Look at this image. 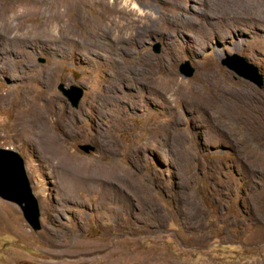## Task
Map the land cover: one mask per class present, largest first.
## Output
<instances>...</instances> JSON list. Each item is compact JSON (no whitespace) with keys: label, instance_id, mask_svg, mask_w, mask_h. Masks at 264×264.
<instances>
[{"label":"rangeland","instance_id":"374dc122","mask_svg":"<svg viewBox=\"0 0 264 264\" xmlns=\"http://www.w3.org/2000/svg\"><path fill=\"white\" fill-rule=\"evenodd\" d=\"M129 1L155 25L136 28V45L78 59L58 41L17 57L14 32L0 36V148L23 158L42 225L0 198V264H264V6ZM239 58L261 87L223 65ZM213 72L227 94L202 85ZM61 85L82 91L77 108Z\"/></svg>","mask_w":264,"mask_h":264},{"label":"bare ground","instance_id":"6f19581e","mask_svg":"<svg viewBox=\"0 0 264 264\" xmlns=\"http://www.w3.org/2000/svg\"><path fill=\"white\" fill-rule=\"evenodd\" d=\"M245 3L243 4L245 5ZM250 3L252 6L248 8V11L245 9L248 12L247 14L253 16V14H258L260 9L262 11L264 2L259 0L253 2L251 0ZM87 6H89L87 10L92 12L93 17L85 12ZM235 11L237 10L235 9ZM72 13L75 14L74 19L70 18V14ZM261 14H263V11ZM239 16L243 17V14ZM147 21V18L139 17L134 13V10L130 7L129 0H0V36H3L6 30L14 32L12 39L9 40L15 46L10 45L9 51L17 57L23 56L27 49L46 48L49 45L57 44L58 41L68 46V52L65 53L67 57L71 54L78 59H80L78 55L84 50L91 52L95 48L98 49L105 46H109L112 49L111 45H114L117 40L125 41L126 39V41L136 45L141 42L140 34L137 33L136 28L144 26L143 28L153 31L152 29L155 25L148 24ZM167 21L168 23L171 22L169 19ZM184 21L186 22V19ZM76 24H81L77 33H75L78 27V25L77 27L75 26ZM92 26L95 28L91 29ZM126 26H129V32L125 31ZM130 27L134 33L130 34ZM66 30H68V33L62 36V33ZM81 38H85L88 42H80ZM212 76L213 78L200 76L202 85L204 87L207 86L213 95L227 94L228 90H221V86L217 85L220 79L217 73L213 72ZM180 85L182 84L176 83L177 89H181ZM189 88L191 89L187 91L189 95L194 96V92L201 95L197 89ZM31 111L36 113L40 118H44L46 115V109H39L37 106L32 107ZM26 115L25 112L18 114L17 122L18 124H22V130L30 132L36 128L37 123L30 116ZM23 119H28V121L21 123Z\"/></svg>","mask_w":264,"mask_h":264},{"label":"water","instance_id":"95a60500","mask_svg":"<svg viewBox=\"0 0 264 264\" xmlns=\"http://www.w3.org/2000/svg\"><path fill=\"white\" fill-rule=\"evenodd\" d=\"M155 52H159L158 46L155 47ZM237 60L235 63H224L223 65L239 77L261 87L262 79L258 76L256 68L247 64L244 59ZM179 72L185 78H190L193 76L194 69L185 63L180 66ZM58 89L68 99L70 105L77 108L82 91L76 87L65 89L62 85ZM74 91L77 93L74 94ZM79 149L85 153L92 151V147L89 145H80ZM0 198L15 204L20 209L22 217L32 231L41 230L39 204L33 194L24 160L17 152L4 148H0Z\"/></svg>","mask_w":264,"mask_h":264}]
</instances>
